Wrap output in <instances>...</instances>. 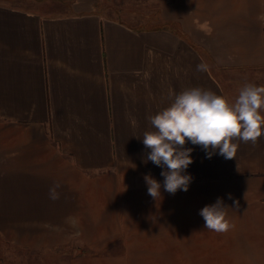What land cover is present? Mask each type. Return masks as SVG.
<instances>
[{
    "label": "crops",
    "instance_id": "1",
    "mask_svg": "<svg viewBox=\"0 0 264 264\" xmlns=\"http://www.w3.org/2000/svg\"><path fill=\"white\" fill-rule=\"evenodd\" d=\"M106 2L0 0V264H264V125L233 159L186 143L175 195L142 142L170 93L264 86V0H156L151 22ZM217 198L240 207L226 261L211 246L201 262L197 234L218 233L197 203Z\"/></svg>",
    "mask_w": 264,
    "mask_h": 264
},
{
    "label": "clouds",
    "instance_id": "2",
    "mask_svg": "<svg viewBox=\"0 0 264 264\" xmlns=\"http://www.w3.org/2000/svg\"><path fill=\"white\" fill-rule=\"evenodd\" d=\"M197 70L206 71L207 66L201 63ZM170 98L169 106L148 117L151 130L143 133L142 142L146 149H150L144 163L151 161L164 169L161 172L163 189L171 195L178 190L187 192L193 179L190 174H185L193 163V149L185 147L186 143L200 146L209 159L218 150L219 155L227 160L234 158L238 140L256 144L262 136L264 86L245 83L234 101L201 87L170 93ZM132 123H136L134 118ZM144 180L148 195L155 201L162 200L161 182L150 173L144 176ZM58 187L55 185L49 190L53 200L59 198ZM239 207V201L229 207L222 198H217L215 203L204 206L199 215L203 217L207 230L225 233L235 226L228 210L238 211Z\"/></svg>",
    "mask_w": 264,
    "mask_h": 264
},
{
    "label": "rangeland",
    "instance_id": "3",
    "mask_svg": "<svg viewBox=\"0 0 264 264\" xmlns=\"http://www.w3.org/2000/svg\"><path fill=\"white\" fill-rule=\"evenodd\" d=\"M106 4H107V7L110 6L112 7V9H121L124 12L123 14L125 15V17H128V16H134V17H140V18L144 17V20H146L147 22L152 21L151 18L155 16V12H156L155 10L156 0H107ZM213 188L215 189L218 187L214 185ZM135 206H139L138 203H133L132 208H140V207H135ZM197 206H198V215L196 217L197 225L204 226L205 222L203 220V217L199 215V212L204 207V204L197 203ZM187 221L188 219L185 220V222ZM227 236H228L227 234L211 235V234H206L202 232L198 233L197 241H196V248H197L196 253H197L198 261L204 262V257L206 256L205 250L206 248H209L211 246L215 247L214 252H213L214 261H218V262L221 260L226 261V259H223V258L226 257L227 251H222L220 249L227 242ZM221 237L224 241H221L220 239ZM225 239H226V242H225ZM192 251H194V249ZM219 256L223 258H219ZM207 257L209 256L207 255ZM232 257L236 258V255L232 254Z\"/></svg>",
    "mask_w": 264,
    "mask_h": 264
}]
</instances>
